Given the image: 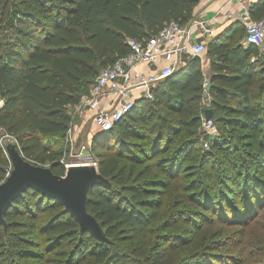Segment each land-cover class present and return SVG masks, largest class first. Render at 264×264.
Instances as JSON below:
<instances>
[{"label":"trees","instance_id":"16d2710c","mask_svg":"<svg viewBox=\"0 0 264 264\" xmlns=\"http://www.w3.org/2000/svg\"><path fill=\"white\" fill-rule=\"evenodd\" d=\"M198 2L0 0V130L25 160L64 175L53 159L72 123L69 108L89 94L100 70L130 53L128 39L144 42L172 21L186 25ZM248 11L252 20L264 19V0ZM205 50L207 76L199 56L185 55L153 88L152 100H136L91 138L109 186L90 190L87 212L106 241L81 231L60 202L28 188L0 224L1 264H29L21 261L53 249L52 264L260 261L251 256H264V222L257 220L264 216V44L226 34ZM207 109L212 133L202 126ZM10 169L0 145V183ZM149 171L155 176L145 178ZM216 223L240 233L238 252L216 251L226 245L209 231ZM253 226L258 231L247 234ZM125 227L143 233L137 244H124Z\"/></svg>","mask_w":264,"mask_h":264},{"label":"built area","instance_id":"2783aa9c","mask_svg":"<svg viewBox=\"0 0 264 264\" xmlns=\"http://www.w3.org/2000/svg\"><path fill=\"white\" fill-rule=\"evenodd\" d=\"M236 1L243 4L245 9L247 8V0ZM242 20L245 27L244 43L262 48L264 19L252 20L248 11L245 10ZM127 44L130 47V53L118 58L110 67L100 70L89 94L75 106L76 113L83 110L90 111L94 124L102 132L110 130L133 107L136 101L133 92L136 89H141V98L152 100L153 88L182 63L185 54L200 56L205 51L203 42L193 40L191 26L180 25L173 21L167 23L157 35L146 41L139 42L135 39H128ZM161 58L167 60L164 67L151 74H144L141 71V65H154ZM207 86L208 80L205 78L203 87L206 96H208ZM202 126L204 130L215 131L214 125L209 120H203ZM66 138L71 144L73 143L74 130L71 125ZM83 152H87V154ZM73 156L78 161L61 162L65 169L64 174L71 165L89 163L98 169L97 162L90 152V146L86 147L82 144L81 151L74 152Z\"/></svg>","mask_w":264,"mask_h":264},{"label":"water","instance_id":"95a60500","mask_svg":"<svg viewBox=\"0 0 264 264\" xmlns=\"http://www.w3.org/2000/svg\"><path fill=\"white\" fill-rule=\"evenodd\" d=\"M211 116V110H205V121L210 120ZM7 155L11 170L0 183V224H5L4 214L11 204L28 188H32L60 202L78 222L81 231H88L93 238L106 241L96 219L87 212L90 190L96 185L109 186L108 180L99 174L98 169L89 163L71 165L60 176L49 167L28 162L13 145L7 147Z\"/></svg>","mask_w":264,"mask_h":264},{"label":"crops","instance_id":"0c3cea01","mask_svg":"<svg viewBox=\"0 0 264 264\" xmlns=\"http://www.w3.org/2000/svg\"><path fill=\"white\" fill-rule=\"evenodd\" d=\"M257 1L259 0H247V8L245 9V6L238 3L236 0H199L198 4L193 9L192 19L186 25L191 26L193 40L197 42H203L205 46H207V44H209L213 40L220 38L222 35L225 36L226 34H228V36H239L241 42L245 44V27L243 28L244 22L242 20V16L245 10L248 11L249 6L253 3H256ZM205 51L199 57L202 62L204 74L205 76H207L210 73V60L206 56ZM185 55L189 56L191 54ZM184 62L185 58H183L182 63L177 66V68L183 66ZM166 64L167 60L161 58L154 65H141L140 69L144 74H151L164 67ZM141 94V89H136L133 92L136 100L141 98ZM203 97L204 102L207 96L204 94ZM73 130L75 131V140L80 141L82 138H84L85 135V139H87V141L90 143L93 135L98 132V128L92 120V113L88 110L81 111V114L76 117L75 123L73 125Z\"/></svg>","mask_w":264,"mask_h":264},{"label":"rangeland","instance_id":"374dc122","mask_svg":"<svg viewBox=\"0 0 264 264\" xmlns=\"http://www.w3.org/2000/svg\"><path fill=\"white\" fill-rule=\"evenodd\" d=\"M0 104H1V100H0ZM70 114H71V119H72V123H71V128L73 127L76 117H78L80 113H76V109L75 107H70L69 108ZM97 127V126H96ZM75 132V131H74ZM215 131H209V133H212ZM73 138V137H72ZM82 144L86 145V147L90 146V143L87 141V139H85V135L84 138H82L80 141L73 140V143L71 144L69 141H67V138H65V140L63 141V143H61L57 148H59L61 150V153L57 154L53 161H57V162H75L78 161L76 158H74L73 153L74 152H80L81 151V146ZM0 145L4 151V153L7 155V147L10 145H15V140L13 137L7 135V134H3L2 131L0 130ZM204 148L206 149L207 146L203 145ZM84 153V152H83ZM84 154H87L84 153ZM8 156V155H7ZM122 164H125L126 167L130 168L131 165L129 162H127L126 159H121ZM47 167V166H45ZM137 170V168H136ZM153 176H155L154 171H149L145 178H152ZM176 192L174 191V194ZM173 194V195H174ZM175 197V196H174ZM166 199V197H165ZM164 199V200H165ZM166 206L165 209H169L170 207L174 206L173 204L171 206ZM142 208V212L147 211V209H145L144 207H140ZM263 210V209H262ZM262 212V211H261ZM206 214H210L209 212ZM259 219V222H264V216L257 218V220ZM45 219H43L41 222L43 224ZM173 225V224H172ZM184 225H188V224H184ZM214 226H212L209 231L210 233H214V232H219L221 233L220 236H223V241L226 244L225 247H222L220 250H216L217 252L226 254L225 251H230V252H238L239 247H237L235 245V243L240 240L241 235L238 231H232V227H226L227 229H224L222 231L219 230V224H213ZM192 225L190 224L188 227L190 228ZM187 227V228H188ZM258 226H253L251 228V230L248 229L247 234H249L252 232H257L258 231ZM126 233L123 235V238L126 239V241H124V244H137L138 239L140 238L141 235H143V233L141 231H134L132 229H130L129 227H125ZM192 234V232L190 233ZM218 234V233H217ZM215 235V237H218L219 235ZM156 236V235H155ZM153 237L152 239L149 240L150 244H152L155 240L156 237ZM112 240V239H111ZM71 245H66V249H68ZM236 246V247H235ZM37 250V249H36ZM58 252V250L53 249L51 252H44L43 254H45L42 258H38V257H33V258H25L23 259L21 262H28L29 264H52V259L51 257H56V253ZM215 252V251H214ZM251 260H260L257 264H264V256L260 255V254H256L255 256L252 255L251 256ZM1 262V261H0ZM213 262H216L215 260H213ZM1 264V263H0ZM237 264V263H235Z\"/></svg>","mask_w":264,"mask_h":264}]
</instances>
